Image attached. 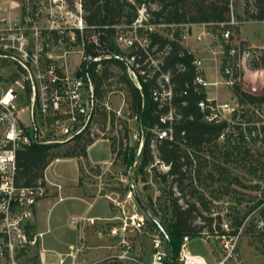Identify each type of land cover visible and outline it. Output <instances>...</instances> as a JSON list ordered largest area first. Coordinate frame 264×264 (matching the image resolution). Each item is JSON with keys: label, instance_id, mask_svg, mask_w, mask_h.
I'll return each mask as SVG.
<instances>
[{"label": "built area", "instance_id": "1", "mask_svg": "<svg viewBox=\"0 0 264 264\" xmlns=\"http://www.w3.org/2000/svg\"><path fill=\"white\" fill-rule=\"evenodd\" d=\"M84 6L85 0H0V260L9 258L10 264H22L16 258H21L23 251L34 248L42 240L45 234L34 235L32 229L35 211L39 203L54 195L55 190L58 193L62 190L59 183L47 178V170L44 180L37 185L18 186V152L32 145L71 143L97 122L101 106L109 111L108 95L104 102L99 101L95 85V75L101 72L105 60H119L129 80L140 92L156 78L157 87L152 90L151 98L159 109L167 108V114L160 117L162 127L156 129L152 146L163 140L176 142L174 126L181 116L174 100L187 93L176 95L170 75L164 72L169 48L159 50L156 46L151 47L148 31L156 28L143 26V12L130 26H114L113 45L125 55L109 52L102 39L106 36L107 27L89 26ZM243 24L233 15L229 25L236 29L222 32L219 41L211 42L207 40L213 34L205 30L203 36L195 39L196 48L187 45L191 38L188 31L182 37L185 50L178 56L189 59L194 70L196 91L206 94L199 103L203 120L221 128L212 153L203 156L209 168L214 164L221 168L248 166L247 156L264 154V102H243L234 93L237 85L243 90H250L245 80V69L253 47L239 33ZM143 27L145 29L141 33L139 30ZM202 27L207 29L204 25ZM207 43V48L201 46ZM215 43L218 46L211 47ZM203 50H208L212 57L204 56ZM72 58H77V63H72ZM207 61L218 70L220 78L217 80L209 79ZM178 68L184 71L187 65L183 63ZM221 86L228 88L229 97L221 98ZM210 87L217 89L215 94H210ZM250 91L254 92L256 88ZM125 102L126 97L123 96ZM113 113L116 119L121 116L120 110H113ZM93 131L99 130L96 128ZM143 144L144 138L138 159L127 175L129 199L134 197L138 200L133 169ZM114 155L117 159L118 153ZM79 160L83 164L82 177L97 179L100 183L97 197H102L104 177L115 160L88 165L84 157H79ZM258 163L254 165L258 166ZM162 165L167 172L170 170V166ZM198 167V162L194 160L188 177L200 190L199 181H209V177H205V173L198 176ZM213 178L218 180L219 175L213 172ZM104 197L111 199L108 195ZM62 200L60 197L59 201ZM141 206L144 214L114 219L118 223L110 229V236L117 239V252L88 264H242L241 238L253 215L264 208V203L247 215L238 231L235 230L234 220L228 217L231 213L228 208L222 212H210L213 218L221 217V231L214 225L215 234L208 237L216 240L220 247V256L214 258L212 253L211 260L191 254L189 237L183 239L180 252L175 255L169 249H163L159 236L153 239L152 258L149 261L142 259L130 240V233L145 230L149 219L147 210ZM85 222L93 224L94 220L80 218L76 223ZM158 228L165 234L159 223ZM253 231L264 235V209L255 220ZM89 249L86 238L80 236L75 244L69 246L68 253L60 256L62 259L58 264H83L80 258Z\"/></svg>", "mask_w": 264, "mask_h": 264}, {"label": "trees", "instance_id": "2", "mask_svg": "<svg viewBox=\"0 0 264 264\" xmlns=\"http://www.w3.org/2000/svg\"><path fill=\"white\" fill-rule=\"evenodd\" d=\"M86 22L89 26L98 28L107 27L106 36L103 43L109 52H116L125 55V52L117 49L113 45L115 35L114 26H130L139 19L140 11H144L145 20L143 26L155 27L153 31H148L151 40V47H158L159 50L169 48L170 53L165 59L164 72L170 75L176 95L187 93L186 96L176 97L174 105L181 118L174 126L176 142L163 140L152 146L155 140V131L160 125V117L167 114V108L159 109L158 105L151 98V92L157 87L156 78L146 84L143 92H140L129 80L125 73L123 64L119 60L109 59L103 62L102 70L95 75L96 96L99 101L104 102L108 87L113 79H117V84L121 86L119 90L127 94V104L130 116L136 117L141 122L142 139L144 144L136 165L137 177L142 175L143 179L154 176L162 182L168 184L171 180L172 187H178L181 196L175 197L173 190L166 195L165 211L156 208L153 200L149 205H143L147 210L149 219L147 222L152 229L158 230V223L166 230L163 236L167 239V248L178 255L183 239H209L215 234L213 226L216 225L220 232L221 217L213 218L211 209L207 206L204 194L198 192L197 185L188 177L189 169L196 160L199 164L197 175L204 174V167H208L202 153H212V147L217 145V137L221 128L205 123L203 114L199 109V103L205 99L204 92L197 93L194 85V70L189 59L179 58V54L185 50L182 45V37L187 31H191L193 26H206L215 34H222L226 30L233 31L230 26L233 11V0H85ZM245 18L253 22H264V0H245ZM235 19L244 23L240 16ZM144 27L139 31L144 32ZM238 32V28L236 30ZM211 33V34H212ZM172 36V38H171ZM187 65V69L181 71L178 66ZM250 69L264 68V50H251L248 60ZM246 84L251 90H243L241 86L234 88V93L243 102L251 104L264 102V78H248ZM258 89V90H257ZM183 103H186L183 106ZM115 114L109 112L101 106L98 120L86 133L76 140L66 144L55 145H32L18 152V171L16 183L20 187H32L44 180L45 172L50 165L60 159L87 157L88 149L95 143L97 134L94 129L105 131L110 124L112 130L115 129ZM185 133L182 136V133ZM129 129H124V139L128 138ZM114 139L113 145L115 146ZM121 143V149L122 150ZM140 147V146H138ZM135 150L134 156L127 159L126 152L119 151L118 156L123 155L124 162H129L128 167H132L137 159L139 149ZM125 152V153H124ZM229 157V155H227ZM164 164L170 166L166 173H160L157 165ZM259 167L264 170V162H259ZM205 165V166H204ZM186 168V171H185ZM209 168V167H208ZM208 180H214L213 172H222L221 167L211 166ZM82 180V179H81ZM147 181V180H146ZM198 184H203L199 181ZM258 187V186H256ZM188 192V194H187ZM188 195L190 199L187 200ZM184 200V205L181 201ZM140 201V200H138ZM264 201H260L259 205ZM198 205L203 208L200 209ZM247 216L234 219L235 230L245 221ZM250 232L247 227L244 235ZM256 234V233H255ZM259 235V234H258ZM261 236V235H260Z\"/></svg>", "mask_w": 264, "mask_h": 264}, {"label": "rangeland", "instance_id": "3", "mask_svg": "<svg viewBox=\"0 0 264 264\" xmlns=\"http://www.w3.org/2000/svg\"><path fill=\"white\" fill-rule=\"evenodd\" d=\"M233 11L236 18L237 16H240L245 20L244 24L241 25L242 28L239 32L241 33V37L253 40V44L251 45H254V47L251 50L263 51L264 23H254L245 18V0H233ZM142 12L144 13L142 10L140 11V14ZM205 29L202 27V29L195 30L194 32L192 29L189 31L191 36L190 40L194 41H191V44H193L190 46L191 48L197 47V45L195 46V39L198 36H203ZM184 30L187 31V28ZM206 31L212 33L208 28ZM212 36L213 37L208 38L207 42L218 40L221 35L213 34ZM201 46L207 48L209 43L201 44ZM217 46L218 43L211 45L213 48H216ZM198 51L199 48H197V52ZM202 54L204 56L212 57L208 50H203ZM71 61L72 63H77V58H72ZM206 65L207 74L210 80L214 81L220 78L218 70L210 61H207ZM110 84L107 94L109 97V112L120 110L121 116L119 119L115 118L114 130H112L111 125L108 124L105 131L96 132L97 139L88 149L87 156V161L90 163L98 162L105 164V162L108 163L115 160L114 164L110 166V172L104 177L101 193L102 197H97L98 189L100 187L98 180L82 177L83 164L79 158H66L67 160L61 159L60 161L53 162L46 172L48 179L52 182L64 184L66 188H78L83 195L91 199L82 201L71 198L56 204L58 200L52 199L55 196L51 195V199L47 201V204L52 206L50 214L52 233L47 236V240L56 237L59 242L61 240L67 241L73 231V221L71 216L82 215L88 210V208H90V210L93 209L90 212V215L102 211L107 213L110 204L111 207L113 206V208H115L114 212L118 217H125L132 214H144L145 212L142 210L141 201L143 205H149L151 200H153L156 208L165 211L167 204L166 195L170 190H173L175 197H179L183 194H180L178 187H172L171 180L166 184L160 179L156 180L154 176H150L147 177L146 181L143 179L142 175L137 177L136 172V174L134 173V180L138 191V200L140 201L136 200L134 197L131 199L128 198L129 188L126 180L128 173L132 170L128 166L130 159L135 154L136 148L140 146L143 140V131L140 120L136 117L130 116L127 100L123 103V96L127 98V94L125 91L119 90L121 86L117 84V79H113ZM216 90L217 89L214 87L208 88V91L212 95L215 94ZM219 92L221 93L222 99L230 96L228 88L223 86L220 87ZM125 127H128L129 129L127 139H124ZM114 139L116 140L115 146L113 145ZM121 143H123V145L122 150L120 151ZM119 151L121 153L123 151L126 152L124 153L127 154L126 156L129 162L126 161L125 164L123 155L117 156V159L116 157L114 158V154ZM205 153L206 151H204L202 155L207 156ZM263 155L264 154L256 153L252 154L251 157L247 156L246 160L249 163L248 166L236 165L230 166V168L223 167L221 169L222 172H217L219 175L218 180H209L204 181L203 184H198V187L200 188L198 192L204 194L207 206L212 210L211 212H222L228 208L231 211L228 217H231L234 220L235 218L247 216L251 211L259 207V202L264 201V191H262V186H264V170L261 169L259 165L255 166L254 164L260 161L262 162L264 159ZM86 164L88 165V162H86ZM135 170L136 168L133 169V172ZM157 170L160 173L167 172L162 164L157 165ZM209 171L210 169L208 167H204L203 172L205 174H210ZM104 195H108L111 198V201L105 198ZM188 199H190L189 195L187 197V200ZM181 204L184 205V200L181 201ZM198 207H200V209L202 208L201 205H198ZM263 209L258 210L257 213L253 215L248 226L250 232L243 235L241 238L240 251L242 254V264H264V235L260 236L253 231L254 222L262 215ZM155 236L161 238L163 249H168L167 239L164 237L165 235L163 236L162 232L152 229L148 222H146L145 230L130 233V240L133 243L134 248L141 258L146 261H149L152 258L153 239ZM188 248L191 254L200 255L210 260L212 258V253L214 254V258L220 256V247L217 241L212 238L192 239L188 244ZM35 253L36 251L31 254L33 255Z\"/></svg>", "mask_w": 264, "mask_h": 264}, {"label": "crops", "instance_id": "4", "mask_svg": "<svg viewBox=\"0 0 264 264\" xmlns=\"http://www.w3.org/2000/svg\"><path fill=\"white\" fill-rule=\"evenodd\" d=\"M256 23V22H254ZM264 23V22H263ZM192 31L202 29V26H193ZM206 30V29H205ZM245 41L253 44L252 39L242 38ZM190 38L187 41V45L190 47L191 44ZM194 42V41H193ZM195 42V46H196ZM254 47V45H251ZM259 48V47H257ZM88 156V155H87ZM86 161L88 160L85 157ZM61 160V159H60ZM59 160V161H60ZM63 160V159H62ZM67 160V159H64ZM69 160V159H68ZM58 161V160H57ZM56 161V162H57ZM88 164H101L98 162ZM107 162H105L106 164ZM79 168V167H78ZM62 186V190L58 193L57 190L54 191V198L58 200V202H62L67 199H78L82 201H87V199H91L83 195L78 188H66L64 184H60ZM63 194V195H62ZM63 198L62 201H59V198ZM51 198H47L37 206L35 211L34 220L32 222V229L35 234L44 233L42 240L39 242L37 246L34 248H28L21 254V258H16V260L22 264H58L62 259L61 255L68 253V248L70 245L75 244L80 236H84L86 238L87 245L90 247L89 250L86 251L85 256L80 258L81 263H91L97 261L99 259H103V257H107L111 254L117 252L118 242L116 238H112L110 236V229L118 223L115 218L118 216L115 214L113 206L109 204L108 212H99L94 215H90V212L93 210L88 208V210L79 216L72 215L71 219L73 221V231L72 235L69 237L67 241L61 240L60 242L55 237L54 239L47 240V236L52 233V226L50 225V214L52 210V206L47 204V201ZM96 199V198H95ZM92 205V204H91ZM80 218H89L93 219L94 223H76ZM110 220V221H106ZM36 251L35 254H31ZM110 253V254H109ZM9 258H3L0 260V264H8ZM210 260V259H209ZM10 264V261H9Z\"/></svg>", "mask_w": 264, "mask_h": 264}, {"label": "bare ground", "instance_id": "5", "mask_svg": "<svg viewBox=\"0 0 264 264\" xmlns=\"http://www.w3.org/2000/svg\"><path fill=\"white\" fill-rule=\"evenodd\" d=\"M245 73H246L245 80L248 78H264V68L253 70L246 66Z\"/></svg>", "mask_w": 264, "mask_h": 264}, {"label": "water", "instance_id": "6", "mask_svg": "<svg viewBox=\"0 0 264 264\" xmlns=\"http://www.w3.org/2000/svg\"><path fill=\"white\" fill-rule=\"evenodd\" d=\"M138 159V158H137Z\"/></svg>", "mask_w": 264, "mask_h": 264}]
</instances>
